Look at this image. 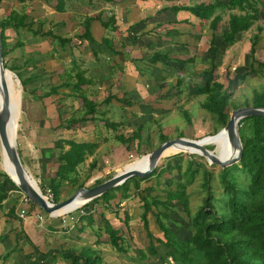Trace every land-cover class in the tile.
Wrapping results in <instances>:
<instances>
[{
    "label": "rangeland",
    "instance_id": "rangeland-1",
    "mask_svg": "<svg viewBox=\"0 0 264 264\" xmlns=\"http://www.w3.org/2000/svg\"><path fill=\"white\" fill-rule=\"evenodd\" d=\"M139 1L143 3L140 4L138 19L140 22L144 21L140 24L139 21L127 19L128 17L124 15L127 14L123 9L124 4L129 11L136 9L127 4L126 0H113L115 5L112 12L108 11L109 6L97 0L91 4L83 0H64L62 14L54 10L56 0H4L0 4V20L6 18L12 10L27 15L25 20L27 28H20L17 33L9 29L5 31L6 42L1 46V52H5L6 55L3 61L6 70L9 68L14 70L10 72L9 83L12 104L17 107V119L14 123L17 152L23 167L31 180L35 181L41 193L48 183V177L38 165L42 162L40 158L48 155V159H55L56 157L50 154L55 149V142L60 139L77 140L79 136L87 132H94L90 126L67 125L69 118H78L84 111L78 95L71 90L77 69L83 71L84 77L92 81L91 85L81 87L90 101L99 106L100 103H105L108 97H112L110 103L103 108L102 106L98 108L95 118L97 120L103 109L106 113L104 118L114 120L122 116L123 119H127L122 114L124 112L122 109H114L110 106L111 102L119 105L121 100H127L124 92L125 84L133 86L139 95L143 93V89L151 86L148 82L153 80L155 85L159 84L161 88L157 92L153 89L154 93L149 95L143 93L141 97L146 95L153 99L160 94L168 93L166 99L156 101L161 103L162 110L159 112L153 110V115L138 114V118L134 121L144 127L140 143L142 151L139 148V152L135 154L125 153L123 160L119 163L116 161L112 163L109 160L110 156L116 153L113 147L119 144L114 137L116 134H109L108 130L101 126L100 138L103 134L105 135L107 146L100 148L96 156L88 158L78 167L76 175L78 184L91 188L107 181L117 173L136 169L140 163H146V155L150 153L153 145L160 144L157 133L152 134L159 126H162L164 134L170 136L168 141L177 138L201 141L217 133L219 136L206 141L203 147L221 159L227 156L226 147L221 139L224 127L220 128L215 118L202 110L201 104L204 102V97L190 96L188 88L202 84L200 73L210 69V50L216 53L214 77L223 87L249 69L251 62L249 49L255 35H258V40L254 58L258 62H264V23L260 20L256 21L248 31L236 37L233 45L227 46L221 43V35L226 30L228 16L240 14L238 11L218 12L222 20L215 31L216 37L211 39L212 32L208 22L203 23L195 18L184 16L181 19L186 20L180 21L181 24H175L174 16L165 10L170 6L190 7L225 0ZM98 11L107 13L106 17L111 15L109 13L116 14L120 21L118 27L120 31L113 32L110 28L105 31L100 25L94 30V36L98 39L95 41L96 44L81 41L79 36L83 33V19L96 15ZM120 12L124 13L123 18H119ZM106 17L104 19H108ZM155 24L161 28L154 29ZM173 28H175L174 32L167 33ZM47 32L69 42L61 46L56 40L45 36ZM102 39L110 42L111 50L116 52L114 55L101 46ZM17 44L20 46H16ZM155 52L161 55L168 54L169 61H153L152 56ZM187 59H193V62L185 64ZM177 70L183 71L177 75ZM169 73H173V76H166ZM178 79L181 80L180 85H176ZM24 80L28 83L23 86L20 82ZM52 87L57 88L56 94L46 97L45 93ZM253 91H264V78L250 76L237 85L229 100L228 120L232 111L236 110L235 107L245 108L242 107L245 102L251 103ZM129 96L133 97L132 94ZM140 100L143 102V98ZM107 106H109L108 109ZM182 112L185 113L182 114ZM127 128L134 127L129 125ZM147 138L149 142L151 141V146L145 145ZM37 139L42 141L39 146L35 145ZM3 149L0 147V183L5 178L12 182V175L6 168L9 162ZM131 150H135L134 145H131ZM104 154H107L106 157ZM177 155L181 157L182 168L187 161L192 160L210 171L213 193L215 197L220 195L222 188L218 176L221 169L209 164L204 157L194 154L191 149L183 146H177L165 152L154 168L156 175L149 177L151 173L147 176L149 178H145L146 182H140V188H145L149 183L154 189L152 195L158 194L160 198L164 197L161 193L168 190V187L175 189L180 180L179 175L175 170L168 172L166 169L170 161L172 164L175 162L174 158ZM91 161L95 163L93 170L88 169ZM51 167L54 170L56 165ZM63 187L60 193L62 196L58 197L57 203L68 199L77 191L75 185ZM161 188L164 191L160 190ZM5 189L6 198L0 202V264H68L61 253L65 250L79 251L83 247L97 251L102 259L101 264H178L177 260L175 262L170 260L169 251L162 246L155 247L157 253L155 256L147 253L148 240L140 222L141 202L134 197L132 185L129 186L130 198L120 201L119 204L112 201L110 208L106 210L102 205L88 202V213L92 217L91 225H87L84 217L80 216L84 213L81 211L82 205L68 214L53 213L51 217L35 205L24 206L21 203V192L17 191L16 186L7 184ZM186 195L193 213L200 206L204 196L201 189V174H198L193 184L186 188ZM116 205H118L117 216L112 211L117 208ZM22 210H25V219L19 216ZM11 211H13L12 215ZM124 211L130 217L128 231L119 222L123 219ZM176 211L185 219L180 205L177 206ZM99 214H103L114 229L121 231L124 241L122 247L126 249L125 253H119L109 245L107 236L101 230L102 222ZM148 217L152 235L161 237L154 226L153 218L151 215ZM172 219L176 220L173 216ZM176 221L177 223L173 222L172 229L185 227L183 222ZM97 231L100 232L98 237ZM23 234L41 253L53 252L54 260H40L27 244ZM179 235L180 240L185 239L183 233ZM140 251L146 254V258H140Z\"/></svg>",
    "mask_w": 264,
    "mask_h": 264
},
{
    "label": "trees",
    "instance_id": "trees-1",
    "mask_svg": "<svg viewBox=\"0 0 264 264\" xmlns=\"http://www.w3.org/2000/svg\"><path fill=\"white\" fill-rule=\"evenodd\" d=\"M2 1L4 0H0V4ZM83 1L91 4L96 0ZM101 1L104 3L113 2V0ZM54 10L58 14L64 13V0H56ZM165 10H168L174 16L183 13L188 14L199 22H208V27L212 32L211 39H214L215 31L222 20L218 12L223 10L238 11L240 14H230L228 16L226 30L221 35V43L227 46L233 45L236 42V37L248 31L256 21L260 20L264 23V0L215 1L209 4L201 3L190 7L170 6ZM26 18V14L12 10L6 18L0 20L1 46L6 42L5 31L7 29L17 33L20 28H27L25 24ZM92 20L100 22V15L96 14L84 19L82 22L83 33L79 36V39L96 44L90 31ZM182 20L186 19H181L175 23L181 24L180 21ZM114 21L113 17H111L107 23L100 22V24L104 29L111 27V31L117 32ZM171 31L167 33H172ZM45 36L56 40L61 46L69 42V40L61 39L51 32H47ZM257 40L258 35H255L250 44L249 54L251 62L249 69L241 75L236 76L234 80L229 81L226 87L218 83L214 77V72L216 71V53L214 50H210V69L200 73L202 84L188 88L190 96L204 97V102L201 104L202 110L209 114V116L214 117L220 128H223L228 121L229 100L237 85L240 82H244L250 76L264 78V62H258L254 58ZM16 46H20V44ZM101 46L105 47L113 55L116 53L111 50L110 42L107 39L101 40ZM1 53L2 61H4L5 52ZM168 56V54L161 55V53L155 52L152 59L155 62L161 60L169 61ZM71 62L73 63V61ZM192 62L193 59H187L184 63L188 64ZM3 68L6 69L4 63ZM8 71L14 72L11 68ZM181 71L177 70L176 74L179 75ZM166 76H173V73H169ZM73 78L75 81L71 85V90L78 95L84 111L78 118H69L67 125L92 123L96 120L98 108L102 104L99 106L95 105L82 92V86H88L92 83L91 80L84 77L83 71L77 69ZM180 81L178 79L176 85H180ZM20 83L24 86L28 82L24 80ZM56 92L57 88L52 87L45 93V96H51L56 94ZM110 100H112V97H108L103 104L110 103ZM121 101L125 107L129 105L128 101ZM250 102V104L245 102L242 107L251 106L264 109V91H253ZM238 108L235 107L234 109ZM184 113L182 112V114ZM104 114V112L99 113V116H101L100 122L107 129H114L116 124L109 123L106 119L102 120ZM141 130L142 126L138 127L131 138H137V134ZM237 132L242 146V157L238 163L219 171L218 181L222 191L218 197H215L211 187L212 173L206 170L203 165L195 163L192 160L187 161L185 167L182 168L181 157L177 155L174 158L175 162L172 164L170 161L166 170L168 172L175 170L180 180L177 182L175 189L170 187L166 191L162 188L160 189L164 191L161 193V196L164 197L160 198L158 194L152 195L154 189L149 183L148 186L142 189L139 186L140 182H146L149 177L156 175V170H154L148 178L146 177L147 179L133 177L124 184L94 199L92 202L95 205H102L103 209L106 210L110 208L112 201L119 204L120 201L130 198L129 186L132 185L135 192L134 197L141 202L142 212L140 214V222L148 240L146 251L151 256L157 254L156 246H162L169 251L170 260L174 262L177 260L178 264H264V117L253 116L242 119L237 125ZM169 137L162 130H159L157 133V139L158 142L160 141V144L168 141ZM131 138L125 139L118 136L117 141L123 143L124 140L126 142L131 141ZM54 148L58 150L56 158L58 166L54 178L49 183V188L53 192L54 203H57L60 189L64 185H75L76 190L84 187V184H78L76 179L77 169L88 156H92L96 145L60 139L55 142ZM94 168L95 164L93 163L88 166L89 170H93ZM198 174H201V189L204 196L201 199L200 206L192 213L189 199L186 195V188L193 184ZM7 184L15 186L7 178L0 183V202L6 198L5 187ZM178 205L181 206V212L184 214L185 219L178 215L176 211ZM29 206L31 207L33 204L29 203ZM116 206L117 208L112 211L117 216L118 205ZM87 208L89 209L88 204L81 208L84 215L80 216L84 217L87 225H91L92 217L88 213ZM148 215H151L153 218L154 226L161 234V237L157 235L154 237L152 235L149 229ZM172 216L176 220L183 222L185 227L172 229L173 222L177 223L176 220L172 219ZM99 217L102 222L101 230L107 236L109 245L117 252L125 253L126 249L122 247L124 241L121 231L114 229L104 218L103 214H99ZM129 220V215L124 211L123 219L119 220V222L122 223L126 231L129 230ZM96 233L98 237L100 232L97 231ZM180 233H183L184 240L179 239ZM24 238L40 260H54L53 252L41 253L34 247L28 237L24 235ZM61 254L68 264H101L102 261L98 256V252L88 247H83L79 251L65 250ZM139 255L141 259L146 258V254L142 251L139 252Z\"/></svg>",
    "mask_w": 264,
    "mask_h": 264
},
{
    "label": "water",
    "instance_id": "water-1",
    "mask_svg": "<svg viewBox=\"0 0 264 264\" xmlns=\"http://www.w3.org/2000/svg\"><path fill=\"white\" fill-rule=\"evenodd\" d=\"M6 74L10 75L11 73L10 71L3 68L1 39H0V77L2 81V86H1L2 103L0 108V147H3L6 150L8 158L14 164L17 176L19 178L18 184L12 180L16 188L30 201V203H32L33 205L38 207L43 213L51 217L52 214L55 212L71 209L70 207L73 206L74 200L80 194H83V197L85 199V203L82 205L84 206L88 202H91L94 199L99 198L106 192L124 184L127 180L133 177L139 179L146 178L154 170L156 163L162 157L163 152L168 148L173 147L174 145L185 146L199 150L203 155H205L207 159L206 161L209 164L216 165L220 169H224L226 167L232 166L233 164L238 163L242 157V146L237 132V125L239 121H241L244 118L253 117V116L264 117V109L262 108L245 107L232 111L229 120L222 129L227 133L230 142L233 144V146L236 149V154L232 159H226V160L219 159V157L213 155L210 151L205 149V147H203V144H200L201 141H191L182 138L172 139L161 143L152 152L146 155L149 159V166L144 171L138 172L132 169L125 170L121 173H117L112 178L108 179L107 181L97 186L91 188L83 187L77 190L68 199H65L59 203L49 204L43 199V197L41 196V192L37 187V184L35 183V181L31 180V177L28 175L27 171L23 167L17 152L15 139L12 140L9 134L11 126L15 123V120L17 119V107L16 105L10 103L9 88L4 80V76ZM215 136L209 138H213ZM73 209L67 212V214L72 212ZM76 209H78V207Z\"/></svg>",
    "mask_w": 264,
    "mask_h": 264
},
{
    "label": "crops",
    "instance_id": "crops-1",
    "mask_svg": "<svg viewBox=\"0 0 264 264\" xmlns=\"http://www.w3.org/2000/svg\"><path fill=\"white\" fill-rule=\"evenodd\" d=\"M97 1H99V2H103V1H101V0H97ZM4 1H2V3H3ZM125 2V1H124ZM93 3V2H92ZM104 3V2H103ZM126 3L127 4H129V5H131V7L133 6V7H135L136 9H133V11L131 10V11H129V9H126V6H125V4L123 5L124 7H123V9L125 10V12H127V14H124V13H122V12H120V16H119V18H123V14L126 16V17H128L127 19H133V20H136V21H139V9H140V4H142L143 2H141V1H139V0H131V1H127L126 0ZM103 5H106V6H109V8L110 9H108V11L109 12H112L113 11V6L115 5L113 2L112 3H104ZM114 8H116V7H114ZM167 8V7H166ZM165 8V9H166ZM168 11V10H167ZM129 12V13H128ZM169 12V11H168ZM171 13V12H170ZM97 14L98 15H100V22H102V23H107L108 22V20L111 18V17H113V19L115 20L114 22H115V24H114V26L117 28V31L119 32L120 31V28H118L119 27V24H120V21L117 19V15L116 14H113V13H109V14H111L109 17H106V15H107V13H102V12H97ZM114 15L116 16V17H114ZM173 15V14H172ZM174 16V15H173ZM184 16H187V18H191V16H189L188 14H183V13H179V14H177L176 16H174V18H175V21L174 22H176V21H179L181 18H183ZM89 17H91V16H89ZM104 17H106V18H108V19H104ZM85 19V18H84ZM84 19H83V21H84ZM100 22H98V21H96V20H92L91 21V23H90V31H91V34H92V37H93V39L96 41V40H98L97 39V37L96 36H94V30H96V29H98V27H100ZM141 22H144V21H141ZM140 21H139V24L141 23ZM175 24H177V23H175ZM171 25H173V24H171ZM152 26H154V25H152ZM158 26L159 25H156L155 24V27H154V29H157L158 28ZM102 27V26H101ZM110 28V30H111V27H109ZM159 28H161V27H159ZM174 29L175 28H173L172 29V31L171 32H174ZM103 30H105V29H103ZM106 31V30H105ZM150 31H151V29H150ZM147 33H149V32H147ZM169 34H171V33H169ZM167 75V74H166ZM149 83V85H151V86H148L145 90L143 89V93L144 94H146V95H149V94H152V93H154V91H153V89L157 92V90H159L161 87H159V84H156L155 85V82L153 81V80H151V81H149L148 82ZM125 86V90H124V92L126 93V96H125V98H127V100L126 101H128L129 102V105L127 106V107H125L121 102H120V104H119V102H118V104L119 105H115L113 102H111V104H110V106H112L114 109H122L124 112L122 113L123 115H124V117L125 118H127V119H123L122 118V116H120L119 117V119H107V118H102V120H107L109 123H114V124H116V126H115V128L114 129H107L106 127H104L103 126V123L102 122H100V120H101V116H99L98 118H99V120H95L94 122H92V123H85V124H81L82 126H85V127H91V128H93V130H94V132H92V133H90V132H87L86 134H83V135H81V136H79V139H77V140H73L75 143H90V144H95L96 145V148H95V151H94V153L92 154V156H88L87 158H86V160L88 159V158H91V157H93V156H96L99 152H100V148H105L106 146H107V144L105 143V140H106V137H104L105 135L103 134V136H102V138H100V134L102 133V130L100 129L101 128V126H103L102 128H106L107 130H108V132H109V134H112V133H114V134H116V136L114 135V137H115V140H116V142H118L117 141V137L119 136V137H123V138H125V139H127V138H131V136L135 133V131L137 130V128L138 127H140V126H142V130H141V132L140 133H138L137 134V138H134V139H132L131 138V141H127L126 142V140H124V142L123 143H119L116 147H113V148H115L114 150H116V153H114V154H112L111 156H110V158H109V160H111V162L113 163L114 161H116L117 163H119V162H121L122 160H123V158H124V155H125V153H129L130 152V154H135V153H137V152H139V148H140V151H142L141 150V147H140V143H141V133L143 132V129H144V127H143V125L142 124H139V123H137V122H135L136 121V119L138 118L137 116H138V114H140V116H143V115H141V114H150V115H153V110H155V112H159L160 110H162V105H161V103L159 104V103H156V101H158V100H164V99H166L167 97H168V93L166 94H160V95H158L157 97H155V98H153V99H150V98H148V96H146V95H144V96H142L141 97V94H143V93H141V94H137V92H136V89L133 87V86H127V84H125L124 85ZM158 87V88H156V87ZM155 92V93H156ZM130 94H132L133 95V97L131 98V96H129ZM131 98H129V97ZM140 98H143V102L140 100ZM145 98H147L146 100H144ZM149 100V101H148ZM151 102H154V103H151ZM101 104V103H100ZM99 104V105H100ZM107 104H102V108H103V106H106ZM99 108H101V106L99 107ZM107 109L109 108V106H107L106 107ZM170 110V109H169ZM109 111H110V109H109ZM164 111H166V110H164ZM102 112H104L105 113V111H104V109H103V111ZM165 113V112H164ZM128 114H129V116H128ZM106 115V113L104 114V116ZM139 119H140V117H139ZM135 120V121H134ZM146 120V119H145ZM154 120V119H153ZM133 123V124H132ZM139 124V125H138ZM129 125H132L134 128L133 129H130V128H127V126L129 127ZM157 125V124H156ZM163 128H162V126H159V127H157V129L152 133V134H156V133H158L159 132V130L161 131ZM15 138H16V129H15ZM76 138V137H75ZM41 139H37V141L35 142V145L36 146H39L40 144H41ZM150 144V145H149ZM131 145H134V147H135V150H131ZM145 145H149V146H151L152 144H151V141L149 142V140H148V138H147V140H146V144ZM156 145H157V143H156ZM156 145H153V148L152 149H154V147L156 146ZM101 146V147H100ZM156 147H158V146H156ZM50 148V147H49ZM65 149H67V148H65ZM151 149V150H152ZM150 150V151H151ZM56 153H55V152ZM57 149H54L52 152H51V156H54V157H56L57 158V156H58V153H57ZM143 152H146V151H143ZM152 152V151H151ZM105 156L104 157H106V155L107 154H104ZM47 156L48 155H46V156H43V157H41L40 158V161H42L40 164H38L39 165V167L42 169V171L43 172H45V176H47L48 177V179H47V185L46 186H49V183H50V181H51V179H53L54 178V176H55V171H56V169H57V164H56V158L55 159H48L47 158ZM121 158V159H120ZM85 160V161H86ZM4 161H5V159H4ZM85 161H84V163H85ZM83 163V164H84ZM91 163H93V164H95L94 163V161H91L90 163H89V165L91 164ZM5 165H6V163H5ZM51 165H53V166H55L56 165V167H55V169L53 170L52 168L53 167H51ZM82 165V164H81ZM80 165V166H81ZM88 165V166H89ZM6 168L8 169V171L11 173V175H12V178L14 179V176H13V173H12V171H11V169H10V165L8 164V166H6ZM44 176V175H43ZM44 182H46V180H44ZM62 188H64V187H62ZM62 188L60 189V193H61V190H62ZM60 196H62V194H59V197ZM67 198V197H66ZM74 208H76V207H74ZM58 213H62V212H57V213H55V214H58ZM86 214V213H85ZM82 215H84V213H82Z\"/></svg>",
    "mask_w": 264,
    "mask_h": 264
},
{
    "label": "bare ground",
    "instance_id": "bare-ground-1",
    "mask_svg": "<svg viewBox=\"0 0 264 264\" xmlns=\"http://www.w3.org/2000/svg\"><path fill=\"white\" fill-rule=\"evenodd\" d=\"M4 80H5V82H6V84H7V86H8V88H9V93H10V103L12 104V92H11V87H10V83H9V74H6L5 76H4ZM1 86H2V81H1V77H0V108H1V103H2V95H1ZM224 131V130H223ZM9 134H10V137H11V139L13 140V139H15V142H16V138H15V124H13L12 126H11V128H10V132H9ZM215 136V135H214ZM219 136V134H216V136L215 137H218ZM222 137H221V139H222V143L225 145V147H226V150H227V156L223 159V160H226V159H232L234 156H235V154H236V149H235V147L233 146V144L230 142V140H229V137L227 136V133L224 131L223 133H222V135H221ZM215 137H213V138H206V139H204V140H201V143L200 144H204L206 141H208V140H211V139H214ZM178 145H174L173 147H170V148H168L167 150H165L164 152H163V154L165 153V152H167L168 150H170L171 148H174V147H177ZM184 148H189V147H185V146H183ZM189 149H191L192 151H193V153L194 154H196V155H199V156H201V157H204L205 159H206V157H205V155H203L199 150H196V149H193V148H189ZM3 151H4V153L6 154V156H7V159H8V162H9V165H10V169H11V171H12V173H13V176H14V178L15 179H13V181L15 182V183H19V178H18V176H17V173H16V170H15V167H14V164L11 162V160L8 158V155H7V152H6V150L5 149H3ZM162 154V155H163ZM222 157H224V156H222ZM219 159H221V158H219ZM207 160V159H206ZM146 163L145 162H142V163H140L137 167H136V169H132V170H135V171H138V172H142V171H144L148 166H149V159H148V157H146ZM127 170H131V169H127ZM85 203V199H84V197H83V194H80V195H78L77 196V198L74 200V202H73V208L74 207H80L81 205H83ZM72 207H70L71 209H66V210H61V211H59V212H62V213H67V212H69L70 210H72L73 208ZM82 207V206H81ZM76 208H74V209H76ZM73 209V210H74ZM55 213H57V212H55Z\"/></svg>",
    "mask_w": 264,
    "mask_h": 264
},
{
    "label": "built area",
    "instance_id": "built-area-1",
    "mask_svg": "<svg viewBox=\"0 0 264 264\" xmlns=\"http://www.w3.org/2000/svg\"><path fill=\"white\" fill-rule=\"evenodd\" d=\"M21 203L24 206H29L30 201L21 193ZM41 196L43 197V199L49 203V204H54V195L53 192L51 191V189L49 188V186H44V189L41 193ZM25 210H22L21 213L19 214L20 218L25 219ZM41 218V217H39Z\"/></svg>",
    "mask_w": 264,
    "mask_h": 264
}]
</instances>
